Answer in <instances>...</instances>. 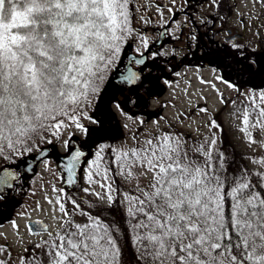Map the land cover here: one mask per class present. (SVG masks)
Returning a JSON list of instances; mask_svg holds the SVG:
<instances>
[{
	"label": "snow or ice",
	"instance_id": "6c2138e0",
	"mask_svg": "<svg viewBox=\"0 0 264 264\" xmlns=\"http://www.w3.org/2000/svg\"><path fill=\"white\" fill-rule=\"evenodd\" d=\"M5 223L0 264H264V0H0Z\"/></svg>",
	"mask_w": 264,
	"mask_h": 264
},
{
	"label": "rangeland",
	"instance_id": "374dc122",
	"mask_svg": "<svg viewBox=\"0 0 264 264\" xmlns=\"http://www.w3.org/2000/svg\"><path fill=\"white\" fill-rule=\"evenodd\" d=\"M194 72H195V67H192L191 71L189 72V76L192 77ZM204 74H205V76L208 75L207 69L205 70ZM223 117H224V120L226 122V120H227L226 114ZM226 136H227L228 140H231V142L236 145V149H238V152L242 150L241 146L239 144H237V142L235 140L236 133H234L230 129H226ZM39 196H40V194L38 193L36 198H39ZM21 223H23V222H21ZM10 227L11 226L6 223L3 228H0V231H10Z\"/></svg>",
	"mask_w": 264,
	"mask_h": 264
},
{
	"label": "trees",
	"instance_id": "16d2710c",
	"mask_svg": "<svg viewBox=\"0 0 264 264\" xmlns=\"http://www.w3.org/2000/svg\"><path fill=\"white\" fill-rule=\"evenodd\" d=\"M195 63H196L195 59L194 58H191V64H195ZM222 119H224V117H222ZM228 142L232 143L231 140H228ZM236 150L238 151V149H236Z\"/></svg>",
	"mask_w": 264,
	"mask_h": 264
}]
</instances>
